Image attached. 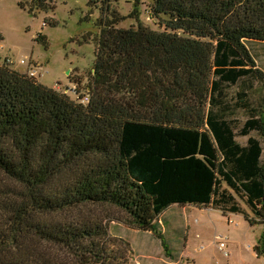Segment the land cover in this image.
Wrapping results in <instances>:
<instances>
[{"label": "trees", "instance_id": "trees-1", "mask_svg": "<svg viewBox=\"0 0 264 264\" xmlns=\"http://www.w3.org/2000/svg\"><path fill=\"white\" fill-rule=\"evenodd\" d=\"M151 8L165 30L102 21L78 95L0 62V264H132L107 208L161 238L175 204L249 208L264 223V70L247 43L264 42V0Z\"/></svg>", "mask_w": 264, "mask_h": 264}, {"label": "rangeland", "instance_id": "rangeland-1", "mask_svg": "<svg viewBox=\"0 0 264 264\" xmlns=\"http://www.w3.org/2000/svg\"><path fill=\"white\" fill-rule=\"evenodd\" d=\"M152 3L153 0H53L47 9L31 12L29 5H20V0H0V62L9 56L15 62L13 67L23 72L34 68L41 83L62 91L77 85L74 79L80 76L85 89L89 83L87 74L96 62L102 21L115 19L117 28L141 22L154 30H165L163 21L152 12ZM247 43L257 65L264 70V42ZM241 88L242 85L232 87L231 95L235 97ZM250 94L253 105H257L262 94L260 83L255 82ZM236 116L241 126L248 118L246 110H239ZM251 135L258 137L256 131ZM237 139L245 144L248 136ZM106 210L116 218L111 233L131 244L132 264H264V223H252L251 219H259L249 208L247 216L175 204L158 221L163 238L126 223V215L116 209ZM230 217L233 223H229ZM216 235L228 236L229 256L219 248Z\"/></svg>", "mask_w": 264, "mask_h": 264}, {"label": "built area", "instance_id": "built-area-1", "mask_svg": "<svg viewBox=\"0 0 264 264\" xmlns=\"http://www.w3.org/2000/svg\"><path fill=\"white\" fill-rule=\"evenodd\" d=\"M2 49H3V46L0 44V50H2ZM6 59L12 64L15 63L14 60L11 57H9V56L6 57ZM21 63L24 64V63H26V61L25 60H21ZM27 72H28V74L30 76L37 77V70H35L34 68H30ZM64 91L69 92L71 94H77L78 95V86L77 85L68 86V87H66V90H64ZM89 100H90L89 95H85L81 99V101L84 102V103L88 102ZM232 214H235V213L234 212H230L229 213V215H232ZM228 221H229V223H233L234 222L233 218H231V217L228 218ZM216 238H217L218 243H219V248L224 252V254L226 256H229V253L227 251V248H228V243H227L228 242V236L218 235V236H216Z\"/></svg>", "mask_w": 264, "mask_h": 264}, {"label": "crops", "instance_id": "crops-1", "mask_svg": "<svg viewBox=\"0 0 264 264\" xmlns=\"http://www.w3.org/2000/svg\"><path fill=\"white\" fill-rule=\"evenodd\" d=\"M185 206H188V205H185ZM206 208H208L209 210H210V209H213V208H210V207H206ZM216 236H218V235H216ZM216 236H215V238H216Z\"/></svg>", "mask_w": 264, "mask_h": 264}]
</instances>
